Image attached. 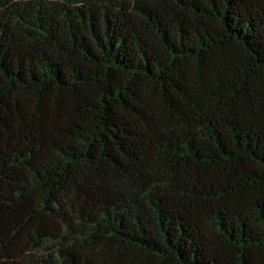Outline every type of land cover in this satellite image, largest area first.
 Returning <instances> with one entry per match:
<instances>
[{"label":"trees","instance_id":"obj_1","mask_svg":"<svg viewBox=\"0 0 264 264\" xmlns=\"http://www.w3.org/2000/svg\"><path fill=\"white\" fill-rule=\"evenodd\" d=\"M0 264H264V0H0Z\"/></svg>","mask_w":264,"mask_h":264}]
</instances>
